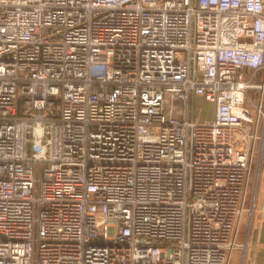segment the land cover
<instances>
[{"label":"built area","instance_id":"obj_1","mask_svg":"<svg viewBox=\"0 0 264 264\" xmlns=\"http://www.w3.org/2000/svg\"><path fill=\"white\" fill-rule=\"evenodd\" d=\"M263 176L264 0H0V264H231Z\"/></svg>","mask_w":264,"mask_h":264},{"label":"rangeland","instance_id":"obj_2","mask_svg":"<svg viewBox=\"0 0 264 264\" xmlns=\"http://www.w3.org/2000/svg\"><path fill=\"white\" fill-rule=\"evenodd\" d=\"M193 108L195 120L204 121L212 117V104L202 98L195 100ZM255 184V179H253L248 189L247 202L238 233V243L242 248L235 252V256H239L234 264H242V257L245 256V252L242 249L247 248L249 250L252 231H254L255 225L261 217L260 209L264 201V176Z\"/></svg>","mask_w":264,"mask_h":264},{"label":"crops","instance_id":"obj_3","mask_svg":"<svg viewBox=\"0 0 264 264\" xmlns=\"http://www.w3.org/2000/svg\"><path fill=\"white\" fill-rule=\"evenodd\" d=\"M260 214L261 217L257 221L254 231H252L246 264H264V201ZM238 256H235L234 253L231 264L236 262Z\"/></svg>","mask_w":264,"mask_h":264},{"label":"bare ground","instance_id":"obj_4","mask_svg":"<svg viewBox=\"0 0 264 264\" xmlns=\"http://www.w3.org/2000/svg\"><path fill=\"white\" fill-rule=\"evenodd\" d=\"M256 184H257V180H256ZM256 184H255V185H256Z\"/></svg>","mask_w":264,"mask_h":264}]
</instances>
